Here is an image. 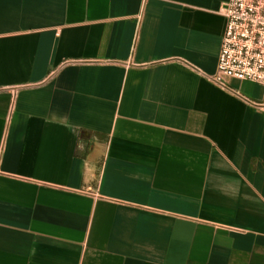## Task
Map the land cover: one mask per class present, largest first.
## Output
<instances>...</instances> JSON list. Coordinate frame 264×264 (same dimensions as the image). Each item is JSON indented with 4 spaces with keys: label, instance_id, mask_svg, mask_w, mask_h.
<instances>
[{
    "label": "crops",
    "instance_id": "1",
    "mask_svg": "<svg viewBox=\"0 0 264 264\" xmlns=\"http://www.w3.org/2000/svg\"><path fill=\"white\" fill-rule=\"evenodd\" d=\"M222 0H0V264H264V86L216 71Z\"/></svg>",
    "mask_w": 264,
    "mask_h": 264
},
{
    "label": "built area",
    "instance_id": "2",
    "mask_svg": "<svg viewBox=\"0 0 264 264\" xmlns=\"http://www.w3.org/2000/svg\"><path fill=\"white\" fill-rule=\"evenodd\" d=\"M220 13L226 24L209 79L222 88L226 79L264 86V0H222Z\"/></svg>",
    "mask_w": 264,
    "mask_h": 264
}]
</instances>
